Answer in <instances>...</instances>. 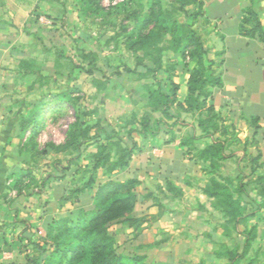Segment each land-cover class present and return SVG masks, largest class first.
Listing matches in <instances>:
<instances>
[{"label": "rangeland", "instance_id": "1", "mask_svg": "<svg viewBox=\"0 0 264 264\" xmlns=\"http://www.w3.org/2000/svg\"><path fill=\"white\" fill-rule=\"evenodd\" d=\"M197 9L196 3L183 0H41L20 10L10 0H0V38L7 45L0 63V117L8 141L0 154L6 167L0 202L8 216L4 226L0 220V264H46L53 247L45 242L50 224L91 209L98 184L134 177L142 184L135 187L133 216L150 221L145 214L150 191L169 212L152 229L151 221L144 223L136 236L123 222L109 223L124 264H134L135 258L139 264H225L211 254L219 244L213 230L218 214L200 216L166 183L165 190L179 201L165 200L154 188L155 180L164 183L165 175L155 174L159 158L149 156L160 150L145 146L134 132L143 120L170 125L189 118L176 106L171 117L163 115L150 93L157 87L170 91L174 82H183L178 50L183 31L170 23L197 30L202 21L195 16ZM35 111H40L41 124L28 122L21 134V124ZM126 145L134 147L132 157L140 154L141 159L131 157L119 169ZM174 170L175 178L180 177V169ZM93 176V188L77 200H64ZM253 257H242L241 264ZM261 262L258 258L256 264Z\"/></svg>", "mask_w": 264, "mask_h": 264}, {"label": "crops", "instance_id": "2", "mask_svg": "<svg viewBox=\"0 0 264 264\" xmlns=\"http://www.w3.org/2000/svg\"><path fill=\"white\" fill-rule=\"evenodd\" d=\"M10 1L14 3L15 9L24 10L29 2L38 6V2L41 0ZM197 1L201 3L200 18L202 19L197 30L204 48L207 49L208 59L215 62V74L220 80V86L209 87L210 94L206 102L213 105L215 112L220 117V124L224 132L221 134L217 131L205 137L197 125L198 112H183V116H188L190 119L183 117V122L179 121L170 126L160 125L157 133L147 136L142 142L147 147H156L160 150L159 154L152 153L154 155L149 156L153 159L159 158L157 161H159L161 169L158 167L155 174L159 177L165 175V177L164 183L161 180H155L154 188L164 194L165 200L173 202L183 198V202H187L183 204L185 206L192 205V207L189 205L187 207L199 212L200 216L201 213L218 214L219 222L216 227L213 226V230L219 235V240L215 241L219 244L211 251L214 259L225 260L226 264L224 251L236 249V246L241 243V249L238 250L241 252L248 230L254 228V238L245 258L256 255L260 261H264V243L256 245L257 242H264V210L260 207L256 208L255 202H260L261 197L257 195L254 182H250L257 175H264V45L257 37H246L239 31L244 11L248 8L256 12L264 28V0ZM204 23L207 25L206 30L204 26L202 27ZM4 31L3 29L2 32ZM6 46L4 40L0 38V63L5 58ZM206 75L208 76L209 73ZM188 76V72L183 68V82H177L179 84L177 98L181 102L186 96ZM1 111L0 107V113ZM188 137H194V139L187 142L186 146H182L181 141ZM215 140H222L224 143L225 158L220 162L219 172L208 174L204 170L208 162L197 161L196 150L202 149ZM6 142L8 141L5 122L0 117V154L8 144ZM139 155L137 154L135 157L141 159ZM254 159L260 166L251 172L250 161ZM8 160L11 159L8 158L6 161ZM241 162L245 164L241 166L235 164ZM1 166L2 161L0 160V196L5 191L2 183H4L6 174L4 172L5 165ZM174 166L180 169L178 175L181 176L177 175L178 178H175L172 173L175 171ZM246 167L249 168L248 172H246ZM237 175L245 176L243 181L247 183V196L243 201L245 212L253 210L255 216L247 217L234 225L221 209L214 205L213 197H209L203 192V188L212 176L234 178ZM137 178L141 185L139 177ZM165 181H170L180 191L179 200H176L165 190ZM186 190L190 191L187 193ZM151 192L154 194L151 195ZM147 196L152 201L147 205L149 211L145 214H148L151 220L149 229H152L158 226L161 219H165L169 210L166 208L162 210L163 202L158 199L155 191H150ZM250 199H254L255 202H251ZM152 208L156 209L152 211ZM0 220L3 221V226L7 224L8 216H6L1 202ZM14 222L16 224L17 221L14 220ZM260 226H262L261 229ZM5 236L3 232L1 238ZM206 236L210 237L211 233H206ZM196 264L204 263L199 261ZM260 264H264V262Z\"/></svg>", "mask_w": 264, "mask_h": 264}, {"label": "trees", "instance_id": "3", "mask_svg": "<svg viewBox=\"0 0 264 264\" xmlns=\"http://www.w3.org/2000/svg\"><path fill=\"white\" fill-rule=\"evenodd\" d=\"M196 3L197 12L195 16H201V3L197 0H183L184 3ZM172 29L183 31V45L178 49L183 56V68L189 74L186 83V96L184 101H179L177 91L179 84L175 83L170 91L157 87L152 90L150 96L153 97L158 109L162 110L163 115H170L172 106L179 108V112L195 113L198 112L197 125L203 136H210L219 131L224 132L220 124V117L215 112L213 105L207 104L206 100L210 94V86H220L219 77L215 74V62L207 57V49L204 48L201 36L197 30L187 25L178 24L175 20L170 23ZM239 31L246 37H257L264 45V28L261 25L255 11L248 8L245 9L244 15L239 25ZM150 34L141 37V41L148 39ZM209 73L207 76L206 74ZM178 117V116H177ZM40 111L32 114L30 121H23L21 124V134L26 132L27 123L32 122L38 127L41 122ZM161 121H153L150 124L148 120H143L139 124V128L134 129L136 133L146 138L158 132ZM165 124V122L163 121ZM173 122L170 125H174ZM167 125V124H166ZM168 125V126H170ZM194 139L188 137L181 141L182 146H186ZM134 146L135 142L132 143ZM224 143L222 140H215L207 144L202 149L196 150L195 158L197 161H207L205 171L208 174H214L220 167V162L225 158ZM120 156L119 169L125 167L132 157L134 147L125 146ZM99 163L94 162L93 167L97 168ZM251 172L255 171L260 165L257 160H251ZM22 171H20V174ZM245 176L237 175L236 177L212 176L203 188V192L213 197L214 205L218 206L230 222L237 225L247 217L255 216V211L245 212L243 206L244 197L247 196L244 180ZM95 178L89 177L84 186L72 189L68 197H64L67 201L70 197L77 200L79 195L86 189L93 188ZM257 188V195L261 198L260 202H255L256 208L264 210V175H257L252 179ZM138 181L129 178L124 181L107 180L98 184L94 195L92 196V208L89 210H79L76 219L62 218L54 224L48 226L45 242H50L53 247L49 253L46 264H124L122 257L116 253L115 240L108 231V225L111 222L125 223L127 227L134 230V235L140 234L145 226L149 224L147 217L133 216L132 212L136 204L135 187ZM168 190L176 188L170 181H166ZM178 190V189H177ZM180 195V191H179ZM70 196V197H69ZM147 221H149L147 223ZM254 228L247 232L244 246L238 253L235 249L224 251L226 264H240V259L247 254L254 238ZM258 257L255 255L249 259L246 264H256ZM134 264L138 263V259H134ZM64 262V263H63ZM139 264V263H138Z\"/></svg>", "mask_w": 264, "mask_h": 264}]
</instances>
